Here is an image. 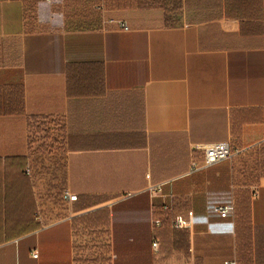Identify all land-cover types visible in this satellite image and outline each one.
<instances>
[{
	"label": "crops",
	"instance_id": "crops-1",
	"mask_svg": "<svg viewBox=\"0 0 264 264\" xmlns=\"http://www.w3.org/2000/svg\"><path fill=\"white\" fill-rule=\"evenodd\" d=\"M260 2L0 0V264H264Z\"/></svg>",
	"mask_w": 264,
	"mask_h": 264
},
{
	"label": "built area",
	"instance_id": "built-area-1",
	"mask_svg": "<svg viewBox=\"0 0 264 264\" xmlns=\"http://www.w3.org/2000/svg\"><path fill=\"white\" fill-rule=\"evenodd\" d=\"M119 25L123 30L128 31L129 27L127 26L126 23L123 22H114ZM197 151H202L204 155V160H203V166H200L199 163L194 162L192 163V172H198L199 170L203 168H209L213 167L215 165H218L220 163L232 160L236 155L242 153L240 150H234L232 144L230 143H220V144H214V145H208V146H202V147H197ZM26 175L30 178L33 177L34 175V168L32 165H28L26 168ZM154 194L160 193L159 188H153L151 190ZM60 200L63 204L69 205L76 203L78 201V197L76 195H73L69 190H64L61 193ZM129 197V196H127ZM164 210L168 211L171 210L170 207L165 206ZM233 210V208L229 207H218L216 211L220 214H228ZM192 215V214H190ZM36 221L42 224V228H46L47 226L50 225V223H46L45 221V211L44 209H40L38 211V214L36 215ZM155 226L161 227L162 222L160 220H157L154 223ZM186 222L183 220L181 216L176 217L173 227L175 229H183L186 227ZM98 247L102 246V244L99 242ZM112 245L111 240L106 241V247H110ZM158 246V243L154 244V248ZM34 258H38V254L33 255ZM79 257H81V254L76 253L75 255V261L74 264H112L113 261L116 259V256L112 253H110L108 250H95L93 252V258L94 260L90 261L89 263H81L79 261ZM92 259V258H91ZM226 264H235V263H226Z\"/></svg>",
	"mask_w": 264,
	"mask_h": 264
},
{
	"label": "trees",
	"instance_id": "trees-1",
	"mask_svg": "<svg viewBox=\"0 0 264 264\" xmlns=\"http://www.w3.org/2000/svg\"><path fill=\"white\" fill-rule=\"evenodd\" d=\"M255 2H256V0H255ZM259 8L260 9L262 8V0L260 2ZM249 10H252L250 7V0H225V11H226L227 17H234L237 19H253V18L259 19L260 18V14H256L255 13L256 11H254V13L250 12L248 14ZM239 12L242 14H240ZM166 212L172 213L173 210L171 209V210H168ZM37 214H38V211L34 217L35 221H36V215ZM37 224L42 229V227H43L42 224L39 222H37Z\"/></svg>",
	"mask_w": 264,
	"mask_h": 264
},
{
	"label": "rangeland",
	"instance_id": "rangeland-1",
	"mask_svg": "<svg viewBox=\"0 0 264 264\" xmlns=\"http://www.w3.org/2000/svg\"><path fill=\"white\" fill-rule=\"evenodd\" d=\"M50 136H51V132H50ZM53 146H54V145H51L50 147H53ZM58 187H61V186H59V185L57 184V185H56V188H58ZM59 195L61 196V194H59ZM59 195H58V197H57V199H59V201H58V203H57L58 205L61 204V201H60V198H61V197H60Z\"/></svg>",
	"mask_w": 264,
	"mask_h": 264
}]
</instances>
